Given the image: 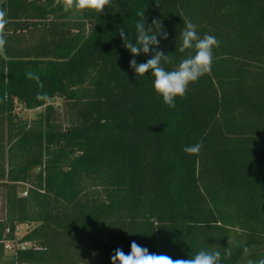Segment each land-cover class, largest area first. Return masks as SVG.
<instances>
[{
    "label": "trees",
    "instance_id": "obj_1",
    "mask_svg": "<svg viewBox=\"0 0 264 264\" xmlns=\"http://www.w3.org/2000/svg\"><path fill=\"white\" fill-rule=\"evenodd\" d=\"M0 8L9 19L0 58V264H111L133 240L173 259L217 247L232 250L222 264L264 257V0H111L101 15L65 13L57 0ZM143 10L147 25L157 18L168 32L159 45L175 57L168 70L192 52L176 51L184 20L220 41L211 72L173 109L150 72L130 68L119 36L122 27L135 42ZM40 91L47 102L36 99ZM19 107L42 112L29 120ZM197 143L198 155L183 151ZM21 225L20 241L32 246L8 255Z\"/></svg>",
    "mask_w": 264,
    "mask_h": 264
},
{
    "label": "clouds",
    "instance_id": "obj_2",
    "mask_svg": "<svg viewBox=\"0 0 264 264\" xmlns=\"http://www.w3.org/2000/svg\"><path fill=\"white\" fill-rule=\"evenodd\" d=\"M65 13L75 10H94L97 14H103L105 8L111 5V0H57ZM158 7V4L156 2ZM137 16L140 19L135 24L136 40L133 42L124 28L119 29V36L123 46L130 52L132 59L129 66L137 77L151 73L154 77L153 89L162 97L163 103L170 109L176 107V98H183L190 83L198 81L202 76L211 72L214 62V49L220 46V41L210 34L200 36L197 26L191 21L184 20V26L179 32V53H191L185 55L178 64L168 70L165 66L175 63L173 53L165 54L160 50L161 39H168V32L163 28L160 19L153 18L151 25H147L145 10L139 11ZM9 23L8 12L0 8V50L7 45L6 26ZM150 57L143 63H137L139 55ZM28 80L38 83L40 89L44 88L40 76L33 71L25 73ZM39 101L47 102L50 97L46 92L40 91L36 95ZM202 145L197 143L186 146L183 151L189 155H198ZM231 248H202L194 256L183 259H173L164 253H153L148 248L132 241L130 252L125 253L122 248H116L110 256L111 264H222L223 259L231 256ZM247 254L249 249L244 248ZM246 264H264V257L257 259L249 258Z\"/></svg>",
    "mask_w": 264,
    "mask_h": 264
},
{
    "label": "rangeland",
    "instance_id": "obj_3",
    "mask_svg": "<svg viewBox=\"0 0 264 264\" xmlns=\"http://www.w3.org/2000/svg\"><path fill=\"white\" fill-rule=\"evenodd\" d=\"M2 1H5V0H2ZM2 56H3V50H0V57H2ZM62 104H63V102H62L61 100H59V99H57V100L54 102V105H55L56 107H61ZM41 112H42L41 109H39V110H23L21 107H19V108L17 109V111H16V114H17L18 116L25 117V118H27V119H29V120H33V119H35L36 116H37L39 113H41ZM2 203H3V199H2V195H1V193H0V210H1V208H2ZM26 230H27L26 225H21V226L18 227V233H17V234L20 235V236H23V235L26 233ZM7 254H8V255H12L11 251H8Z\"/></svg>",
    "mask_w": 264,
    "mask_h": 264
},
{
    "label": "built area",
    "instance_id": "obj_4",
    "mask_svg": "<svg viewBox=\"0 0 264 264\" xmlns=\"http://www.w3.org/2000/svg\"><path fill=\"white\" fill-rule=\"evenodd\" d=\"M17 233H18V229L16 231L17 238L15 239V241L6 243L5 245L6 253H8V251H11V253L14 254L17 250H26L27 248H30L32 246L31 243L21 242L20 238L22 236L18 235Z\"/></svg>",
    "mask_w": 264,
    "mask_h": 264
},
{
    "label": "crops",
    "instance_id": "obj_5",
    "mask_svg": "<svg viewBox=\"0 0 264 264\" xmlns=\"http://www.w3.org/2000/svg\"><path fill=\"white\" fill-rule=\"evenodd\" d=\"M2 2H4V1L0 0V4H1ZM2 57H4V51H3V56H2ZM2 57H0V58H2Z\"/></svg>",
    "mask_w": 264,
    "mask_h": 264
}]
</instances>
